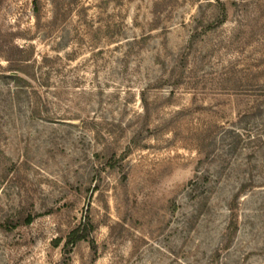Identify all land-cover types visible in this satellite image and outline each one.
Listing matches in <instances>:
<instances>
[{
    "label": "rangeland",
    "instance_id": "obj_1",
    "mask_svg": "<svg viewBox=\"0 0 264 264\" xmlns=\"http://www.w3.org/2000/svg\"><path fill=\"white\" fill-rule=\"evenodd\" d=\"M220 1L0 0L52 58L0 75V264H264V0Z\"/></svg>",
    "mask_w": 264,
    "mask_h": 264
},
{
    "label": "trees",
    "instance_id": "obj_2",
    "mask_svg": "<svg viewBox=\"0 0 264 264\" xmlns=\"http://www.w3.org/2000/svg\"><path fill=\"white\" fill-rule=\"evenodd\" d=\"M220 6H222V9L224 8L223 4L220 0H216ZM34 9L37 10L36 0H34ZM224 16V13L222 14ZM221 23L224 22V18L220 20ZM0 53H2L3 58H5V61L7 63V69L6 70H0V75H2L5 78H11L14 81V88L17 90H23L30 88L31 90H35V87H32V85L29 83V81L35 80L36 77V63H46V61H51L52 58L48 55H41L38 56V53L36 51V48L33 44L25 43V44H16L15 42H0ZM40 57L41 60H38ZM255 66V65H254ZM2 68V66H0ZM38 68V67H37ZM252 67H250L247 70H251ZM14 72L12 75H8L7 73L3 72ZM263 77H264V73ZM257 76V75H256ZM40 78H45V75L43 74ZM41 85H43L41 83ZM255 88L245 89V94L248 93L247 91H252L254 93V96H257L258 98L263 97L264 98V80L262 82H257L255 84ZM31 93V91H29ZM34 93V92H32ZM262 100L258 104H256L253 107V110L256 113L263 112L262 107ZM246 114V113H245ZM244 114V115H245ZM245 130V128H243ZM261 144H264V122L260 123V128H258L256 135H255ZM34 215L27 214L24 218H18V220L15 222V224L21 223L22 224H29L33 221ZM92 222L88 217H85L83 222L78 223V225L73 228L69 234H68V243L75 244L76 242L80 240H90L89 235L90 231L92 229Z\"/></svg>",
    "mask_w": 264,
    "mask_h": 264
}]
</instances>
